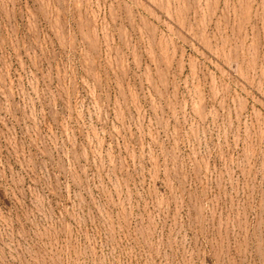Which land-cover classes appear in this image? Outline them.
Listing matches in <instances>:
<instances>
[{
    "label": "rangeland",
    "instance_id": "1",
    "mask_svg": "<svg viewBox=\"0 0 264 264\" xmlns=\"http://www.w3.org/2000/svg\"><path fill=\"white\" fill-rule=\"evenodd\" d=\"M0 264H264V0H0Z\"/></svg>",
    "mask_w": 264,
    "mask_h": 264
}]
</instances>
